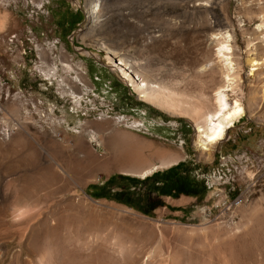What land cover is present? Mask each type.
I'll list each match as a JSON object with an SVG mask.
<instances>
[{
    "label": "rangeland",
    "instance_id": "374dc122",
    "mask_svg": "<svg viewBox=\"0 0 264 264\" xmlns=\"http://www.w3.org/2000/svg\"><path fill=\"white\" fill-rule=\"evenodd\" d=\"M87 1L0 0V264H264V44L260 14L245 12L264 0L102 1L99 41L152 83L211 101L220 74L189 64L207 54L211 15L187 8L225 14L239 71L226 96L244 112L208 150L189 116L100 58ZM136 137L178 162L122 171L113 141ZM174 174L195 193H175Z\"/></svg>",
    "mask_w": 264,
    "mask_h": 264
},
{
    "label": "bare ground",
    "instance_id": "6f19581e",
    "mask_svg": "<svg viewBox=\"0 0 264 264\" xmlns=\"http://www.w3.org/2000/svg\"><path fill=\"white\" fill-rule=\"evenodd\" d=\"M102 1H87V24L84 28L86 35L91 34L95 38L96 47L103 52L104 55L100 58L112 61L115 57L114 65H117V68L144 100L151 101L172 114L189 116L195 123L197 144L202 150H208L210 146L216 144L225 136L226 129L244 112V108L238 99L229 102L226 96L227 86L230 87L232 80L238 77L239 71L231 63L233 46L226 30L229 20L224 16L225 14L223 15L222 11H217L214 6L215 2H208L210 4L208 6L196 4L192 9L187 8L188 14L196 10V12L211 15V18L206 20V31L202 33L203 41L208 49V51L206 50L207 54L202 62L198 63L197 59H192L189 63L194 67L195 73H200L209 68L210 71L215 70L220 74L221 84L215 90L211 101L204 93L199 94L201 98H195L196 95L193 97L169 86L152 83L147 77L138 75L132 65L124 57L114 52L110 45L99 41L96 37L99 33L96 30V25L101 22L100 14L104 9ZM245 12L247 15L252 14V12L253 15L254 12L261 15H259L260 24L254 32V37L258 45L264 44V7L259 5L256 10L246 8ZM212 46L216 47L213 53L209 52ZM247 55H249L248 52ZM247 61L254 62L255 59L248 58ZM133 76H136V79ZM62 82L63 80H60L59 84L64 87ZM113 142L118 149L113 154L112 161L118 162L123 168L122 171L139 174L141 177L156 167L168 166L178 162V157L172 155L169 149L165 146H159L153 141L136 137ZM154 160H157L158 163H154Z\"/></svg>",
    "mask_w": 264,
    "mask_h": 264
},
{
    "label": "trees",
    "instance_id": "16d2710c",
    "mask_svg": "<svg viewBox=\"0 0 264 264\" xmlns=\"http://www.w3.org/2000/svg\"><path fill=\"white\" fill-rule=\"evenodd\" d=\"M168 180H170V178H168ZM168 182L169 181H166V184H165L166 186ZM171 183H172V187L174 188L175 193L183 192L189 195H193L195 193L193 186L188 184V179L180 175L174 174V178L172 179ZM166 192L167 190L165 188L160 190V193H166Z\"/></svg>",
    "mask_w": 264,
    "mask_h": 264
},
{
    "label": "built area",
    "instance_id": "2783aa9c",
    "mask_svg": "<svg viewBox=\"0 0 264 264\" xmlns=\"http://www.w3.org/2000/svg\"><path fill=\"white\" fill-rule=\"evenodd\" d=\"M240 199L239 194L233 196V198L227 200L226 204H224V209L230 212L234 207L238 206Z\"/></svg>",
    "mask_w": 264,
    "mask_h": 264
},
{
    "label": "flooded vegetation",
    "instance_id": "af4514ba",
    "mask_svg": "<svg viewBox=\"0 0 264 264\" xmlns=\"http://www.w3.org/2000/svg\"><path fill=\"white\" fill-rule=\"evenodd\" d=\"M183 193V192H182ZM184 194H187V193H184Z\"/></svg>",
    "mask_w": 264,
    "mask_h": 264
}]
</instances>
